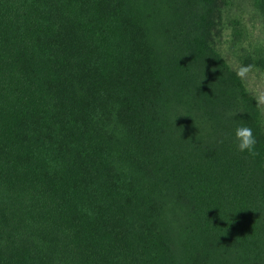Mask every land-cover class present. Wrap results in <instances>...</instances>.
<instances>
[{
	"label": "trees",
	"instance_id": "16d2710c",
	"mask_svg": "<svg viewBox=\"0 0 264 264\" xmlns=\"http://www.w3.org/2000/svg\"><path fill=\"white\" fill-rule=\"evenodd\" d=\"M221 1L0 0V264H264Z\"/></svg>",
	"mask_w": 264,
	"mask_h": 264
},
{
	"label": "rangeland",
	"instance_id": "374dc122",
	"mask_svg": "<svg viewBox=\"0 0 264 264\" xmlns=\"http://www.w3.org/2000/svg\"><path fill=\"white\" fill-rule=\"evenodd\" d=\"M255 3L256 0H222V25L213 41L254 99L264 129V104L257 102L258 97L264 98V15Z\"/></svg>",
	"mask_w": 264,
	"mask_h": 264
},
{
	"label": "clouds",
	"instance_id": "9594fccd",
	"mask_svg": "<svg viewBox=\"0 0 264 264\" xmlns=\"http://www.w3.org/2000/svg\"><path fill=\"white\" fill-rule=\"evenodd\" d=\"M257 102L260 104H264V98L258 97ZM220 142L222 143L223 140H221ZM233 143L237 152L247 153L250 156L257 155V152L255 151L257 141L253 130L250 127L245 125L237 126L234 129Z\"/></svg>",
	"mask_w": 264,
	"mask_h": 264
}]
</instances>
